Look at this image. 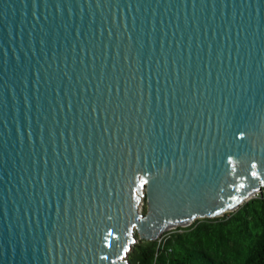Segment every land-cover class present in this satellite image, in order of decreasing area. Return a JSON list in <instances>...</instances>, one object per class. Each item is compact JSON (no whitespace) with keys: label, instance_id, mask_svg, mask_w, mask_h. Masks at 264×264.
Returning <instances> with one entry per match:
<instances>
[{"label":"water","instance_id":"95a60500","mask_svg":"<svg viewBox=\"0 0 264 264\" xmlns=\"http://www.w3.org/2000/svg\"><path fill=\"white\" fill-rule=\"evenodd\" d=\"M263 191L264 0H0V264H130Z\"/></svg>","mask_w":264,"mask_h":264},{"label":"trees","instance_id":"16d2710c","mask_svg":"<svg viewBox=\"0 0 264 264\" xmlns=\"http://www.w3.org/2000/svg\"><path fill=\"white\" fill-rule=\"evenodd\" d=\"M137 238L130 264H264V191L223 217L200 219L156 241Z\"/></svg>","mask_w":264,"mask_h":264},{"label":"rangeland","instance_id":"374dc122","mask_svg":"<svg viewBox=\"0 0 264 264\" xmlns=\"http://www.w3.org/2000/svg\"><path fill=\"white\" fill-rule=\"evenodd\" d=\"M144 208H146V203H144V204L141 206V211H142V212H144ZM166 233H167V232H166ZM166 233H165V234H166ZM165 234H163L159 239H162L163 236H164Z\"/></svg>","mask_w":264,"mask_h":264}]
</instances>
